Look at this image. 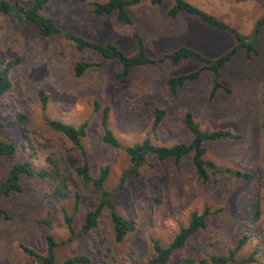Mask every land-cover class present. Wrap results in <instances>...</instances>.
Here are the masks:
<instances>
[{"label": "rangeland", "instance_id": "obj_1", "mask_svg": "<svg viewBox=\"0 0 264 264\" xmlns=\"http://www.w3.org/2000/svg\"><path fill=\"white\" fill-rule=\"evenodd\" d=\"M18 1L25 6L32 2ZM105 1L50 0L42 12L54 18L63 31L99 43L112 41L127 55L136 49L132 34H139L153 62L132 68L124 82L116 77L119 64L115 59H103L94 50H80L63 34L42 36L30 22L0 13V65L15 57L20 59L10 71V89L0 95V120L8 122L0 129V139L16 144L12 157L0 155V180L14 161L27 159L34 168L51 169L50 157L67 177L69 190L66 197L53 201L48 195L56 184L53 175H24L21 192L0 196V206L9 214V218L0 217V264H40L24 253L21 245L44 254L47 234L58 243L54 249L57 263L84 254L90 258L87 264H145L151 252L149 237L168 243L181 226L187 225L193 211L200 213L206 206L212 212L206 226L189 237L167 264H178L185 257L198 264L209 254H228L244 234L248 238L236 257L253 255L255 261L230 264H264V25L255 38L252 36L257 20L264 15V0H186L253 39L258 51L247 56L240 49L234 54L219 76L231 93L218 90L213 97V73L205 68L175 95L167 86L169 77L200 68V60L187 57L172 63L159 62L158 58L185 45L214 59L236 44L229 33L184 11L171 17L168 11L174 0H161L159 4L143 0L129 6L132 23L125 25L114 13L93 14L92 3ZM79 61L94 65L76 76L73 68ZM43 95L47 98L45 105ZM94 101L100 108L109 107L108 126L123 145L146 137L165 146L189 143L193 135L183 116L190 111L203 131L229 130L239 135L204 140V158L251 172L254 178L211 175L204 182L195 174L191 154L178 164L172 159L159 162L149 155L138 168L139 174L133 175L125 151L102 142L101 114ZM155 108L165 110L157 127H153ZM21 114L26 118L19 119ZM46 118L75 126L87 121L82 145L91 172L96 175L101 167H109L105 189L112 192L117 212L136 224L135 231L121 242L114 240L104 210L89 233L61 243L69 237L63 211L72 217V225L78 230L85 211L96 204L97 193L75 172L81 163L78 150L50 129ZM75 192L80 194L76 208ZM256 198L261 214L251 222L249 209Z\"/></svg>", "mask_w": 264, "mask_h": 264}, {"label": "trees", "instance_id": "obj_2", "mask_svg": "<svg viewBox=\"0 0 264 264\" xmlns=\"http://www.w3.org/2000/svg\"><path fill=\"white\" fill-rule=\"evenodd\" d=\"M50 0H32L29 6H25L18 0H0V13L10 14L18 20H25L30 22L42 36H53L63 34V36L72 42L78 49H89L97 52L103 59H115L119 64V71L116 77L119 81L124 82L130 70L134 67L145 65L153 62V59L148 57L145 51V43L142 37L134 33L132 38L135 41V52L132 55H127L123 50L114 42L106 41L99 43L90 39L82 38L75 35L70 31H63L55 22L54 18L43 14L45 5ZM143 0H107L105 2H93L92 12L96 16H105L114 13L118 22L128 25L132 23V18L129 15L128 7L137 5ZM174 5L169 9L168 14L175 17L180 11H184L192 16L197 17L200 21L222 31L229 33L236 41V44L224 54L212 59L200 52L182 45L173 50L172 52L164 54L158 58L159 62L169 60L172 63L179 62L182 58L194 57L202 62V66L193 71L178 74L167 79V86L172 94H176L178 90L184 86L187 81H192L198 78L202 69L211 70L213 73V85L210 91V97H213L218 90H223L225 93L230 94L231 89L223 86L219 81L220 69L226 65L234 54L244 49L247 56L257 54V49L254 45V40H249L247 36L240 34L234 27L225 23L224 21L216 18L214 15L209 14L194 4L186 0H174ZM152 4H159L161 0H150ZM264 25V15L260 17L255 25L253 38L260 32L261 27ZM19 58L15 57L8 60L5 64L0 65V95L6 93L11 87L10 71L14 65L18 64ZM94 63L87 61H79L74 65V74L80 76L86 72L88 68L93 66ZM43 94V91H40ZM47 98L42 96L43 105H45ZM95 108L100 109L101 114V127L103 143L114 147L121 148L128 155L131 162L130 172L133 175H138V168L146 162L149 155H154L159 162L167 159H172L176 164L189 154L192 155L191 164L195 171L197 178L202 181H207L211 175L223 176L229 175L232 177L250 180L254 178V174L248 171L234 170L215 163L212 160L204 158L205 147L203 141L206 139L216 140L224 137L239 138L229 130H215L203 131L194 120L192 113L186 111L183 116L184 124L192 133L193 137L189 143H177L172 146L158 145L152 142L149 137L144 138L141 142L133 145H123L118 140L114 132L108 126L109 107L104 106L100 108V103L94 101ZM165 110L155 108L153 112V127H157L162 121ZM19 119H25L24 115H19ZM47 125L50 129L60 133L68 139L78 150L81 156V163L75 167L77 176L86 184L91 186L97 193L96 204L87 209L83 215L82 223L78 230L72 225V217L64 210V222L69 231V237L61 243L71 242L76 237H81L89 233L98 225V221L102 212L107 210L111 222L112 233L116 242H121L130 233L136 229L135 222L117 212L112 200V192L105 189V181L109 175V167L107 165L101 167L96 175H93L89 166L86 152L82 145V138L87 135V121L75 126L66 123L59 119L46 118ZM8 122L0 120V129L7 127ZM16 150V144L12 140L0 139V155L5 157H12ZM51 164V169L34 168L29 160L14 161L10 164L5 177L0 180V196H8L12 192H21L22 184L21 178L24 175H36L40 178H46L53 175L56 184L54 189L48 193L53 201L64 198L69 194L67 177L62 175V172L57 169V165L50 157L47 159ZM64 176V177H62ZM119 187L122 188V182ZM74 208L80 202V194H74ZM249 219L251 222L257 221L261 214L260 201L258 198L250 205ZM212 213L210 208L206 206L202 212L193 211L190 214L187 225L181 226L171 241L164 244L159 239L149 237L151 252L145 261V264H167L171 256L178 250L185 247L189 237L194 235L197 231L204 228L207 224V216ZM0 217L9 218L7 211L0 206ZM248 234H244L239 238L236 245L231 248L228 254H209L198 260V264H230V263H250L254 262L253 255H249L242 259H237L236 254L239 249L246 243ZM47 249L44 254L37 252L33 248L21 245L22 250L27 255L39 260L40 264H87L90 258L87 255H74L66 258L62 262L55 261L54 249L58 243L54 240L51 234L45 236ZM105 264V263H104ZM178 264H194L191 257H185L179 260Z\"/></svg>", "mask_w": 264, "mask_h": 264}, {"label": "crops", "instance_id": "obj_3", "mask_svg": "<svg viewBox=\"0 0 264 264\" xmlns=\"http://www.w3.org/2000/svg\"><path fill=\"white\" fill-rule=\"evenodd\" d=\"M208 13V12H207ZM210 14V13H209ZM216 17V16H215ZM216 18H218V17H216ZM218 19H220V20H222L221 18H218ZM223 21V20H222ZM225 22V21H224ZM226 23V22H225ZM228 24V23H227ZM262 28V27H261Z\"/></svg>", "mask_w": 264, "mask_h": 264}]
</instances>
